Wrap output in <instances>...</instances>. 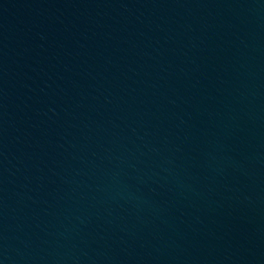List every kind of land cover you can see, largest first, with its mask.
I'll use <instances>...</instances> for the list:
<instances>
[{"label":"water","instance_id":"water-1","mask_svg":"<svg viewBox=\"0 0 264 264\" xmlns=\"http://www.w3.org/2000/svg\"><path fill=\"white\" fill-rule=\"evenodd\" d=\"M0 264H264V0H0Z\"/></svg>","mask_w":264,"mask_h":264}]
</instances>
